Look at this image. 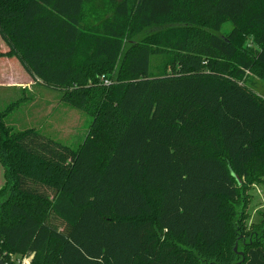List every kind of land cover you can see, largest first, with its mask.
Masks as SVG:
<instances>
[{
	"label": "trees",
	"instance_id": "obj_1",
	"mask_svg": "<svg viewBox=\"0 0 264 264\" xmlns=\"http://www.w3.org/2000/svg\"><path fill=\"white\" fill-rule=\"evenodd\" d=\"M0 35V56L92 116L75 149L7 124L20 100L0 109L5 262L242 259L240 209L264 182V0H0ZM258 237L241 264H264Z\"/></svg>",
	"mask_w": 264,
	"mask_h": 264
},
{
	"label": "rangeland",
	"instance_id": "obj_2",
	"mask_svg": "<svg viewBox=\"0 0 264 264\" xmlns=\"http://www.w3.org/2000/svg\"><path fill=\"white\" fill-rule=\"evenodd\" d=\"M232 30V23L227 21L222 26V32L227 33ZM10 58L8 64H16V71L21 69L18 67V58L16 56H0ZM168 57L153 56L151 72L160 73L164 70V63ZM7 61V60H5ZM12 61V62H10ZM21 65V63H20ZM22 73V72H21ZM252 78L258 83L257 90L264 94V81L259 79L258 75L252 72ZM111 81L110 78H107ZM32 87L30 91H24L20 88L0 87V109H4L10 103L25 97H30L18 107L14 109L6 117V122L13 126L16 130H24L34 127L40 129L43 133L68 144L73 148H77L85 138L92 116L88 113L76 109L61 99L59 90L48 88L41 85L31 76ZM2 172V164L0 163V175L5 179ZM5 182V181H4ZM260 188V189H259ZM260 190L264 193V182L258 183L250 187L247 191V202L245 208L240 209V215H243L242 230L239 236L246 237L242 239L237 237L234 243V251L239 254L243 251L245 243L250 240H257L258 231L264 224V203ZM32 255H21L11 253L6 257L7 263L21 264L23 260L30 259Z\"/></svg>",
	"mask_w": 264,
	"mask_h": 264
},
{
	"label": "crops",
	"instance_id": "obj_3",
	"mask_svg": "<svg viewBox=\"0 0 264 264\" xmlns=\"http://www.w3.org/2000/svg\"><path fill=\"white\" fill-rule=\"evenodd\" d=\"M8 51H9V46L3 40V38L0 35V52L6 53ZM9 59L10 58H7V57H0V87L20 88L21 90L23 89L24 91H28L29 92L30 89H31V87H32V84H31L32 83L31 75L24 69V67L22 66V64L20 65V61L18 62L17 65L21 69V72L22 73L20 71H16L15 68H14V65H16V64L13 63V64H10L9 65L8 64ZM5 60H7V61H5ZM10 62H12V61H10ZM26 98L27 97L21 99L22 100L21 101V104L26 100ZM28 99H30V97H28L27 100ZM2 172L1 173L4 174V167H3V165H2ZM4 181H5V179L2 178V176L0 175V187L4 184ZM255 187H257V184L255 185ZM260 192H261L260 193L261 197H263V199H264V193H263V191L260 190ZM263 203H264V200H263Z\"/></svg>",
	"mask_w": 264,
	"mask_h": 264
},
{
	"label": "water",
	"instance_id": "obj_4",
	"mask_svg": "<svg viewBox=\"0 0 264 264\" xmlns=\"http://www.w3.org/2000/svg\"><path fill=\"white\" fill-rule=\"evenodd\" d=\"M237 178H238V176H237ZM238 180H239V178H238ZM239 254L242 256V259L240 261L236 262L235 264H241V262L245 260L244 252L241 251V252H239ZM0 264H9V263L5 262V260L0 257Z\"/></svg>",
	"mask_w": 264,
	"mask_h": 264
},
{
	"label": "built area",
	"instance_id": "obj_5",
	"mask_svg": "<svg viewBox=\"0 0 264 264\" xmlns=\"http://www.w3.org/2000/svg\"><path fill=\"white\" fill-rule=\"evenodd\" d=\"M104 83L105 84H109L110 83V80H108L107 78H104ZM30 261H31V257H30V259L23 260L21 262V264H30Z\"/></svg>",
	"mask_w": 264,
	"mask_h": 264
}]
</instances>
